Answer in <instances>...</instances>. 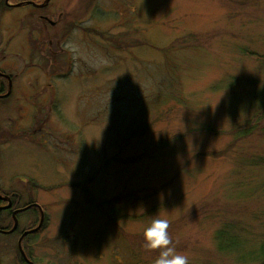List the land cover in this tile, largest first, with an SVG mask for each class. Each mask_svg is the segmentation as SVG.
Returning a JSON list of instances; mask_svg holds the SVG:
<instances>
[{
  "label": "rangeland",
  "instance_id": "374dc122",
  "mask_svg": "<svg viewBox=\"0 0 264 264\" xmlns=\"http://www.w3.org/2000/svg\"><path fill=\"white\" fill-rule=\"evenodd\" d=\"M0 69L35 101L0 115V178L46 209L39 264H155V218L189 264H238L220 228L264 241V0L13 5Z\"/></svg>",
  "mask_w": 264,
  "mask_h": 264
},
{
  "label": "flooded vegetation",
  "instance_id": "af4514ba",
  "mask_svg": "<svg viewBox=\"0 0 264 264\" xmlns=\"http://www.w3.org/2000/svg\"><path fill=\"white\" fill-rule=\"evenodd\" d=\"M35 16L44 25L47 24L52 28H55L58 23L64 21L63 17H60L57 21H51L47 15L41 13ZM70 27H72V24L64 21L60 31L68 32ZM14 81L15 79L12 75L6 74L0 69V115L12 109L14 110V106L22 107L21 100L29 102L31 106L35 102L30 99L32 96H27L28 94L25 95L24 92L16 96V98L13 95L12 87ZM5 129L0 124V148L5 142L3 138L6 132ZM38 130L41 131L40 126L37 129L35 128L32 134L36 135ZM8 134L11 133L9 132ZM11 179L5 180L0 178V234L8 237L3 241L10 242V240H13L15 242L14 247H12L15 252L13 264H39V261L33 254L34 245L32 246V244L37 237L42 235L43 229L48 224L46 209L29 194L30 189L28 187L17 190L15 188L17 185ZM19 242L22 251H20Z\"/></svg>",
  "mask_w": 264,
  "mask_h": 264
},
{
  "label": "trees",
  "instance_id": "16d2710c",
  "mask_svg": "<svg viewBox=\"0 0 264 264\" xmlns=\"http://www.w3.org/2000/svg\"><path fill=\"white\" fill-rule=\"evenodd\" d=\"M43 1L44 0H14V4L20 2H33L40 4ZM9 7L11 6H7L5 0H0V10L3 8L8 9ZM262 105L261 109L264 111V104ZM34 186L36 187V185L32 183L30 184V188ZM230 230V227H227V229L220 228L216 231L215 243L218 252L235 255L238 264H264V241L258 243L255 247L248 249L243 238L234 234Z\"/></svg>",
  "mask_w": 264,
  "mask_h": 264
},
{
  "label": "clouds",
  "instance_id": "9594fccd",
  "mask_svg": "<svg viewBox=\"0 0 264 264\" xmlns=\"http://www.w3.org/2000/svg\"><path fill=\"white\" fill-rule=\"evenodd\" d=\"M169 221L163 218L152 219L143 229V238L149 249H160L155 264H189L186 255L176 251L168 233Z\"/></svg>",
  "mask_w": 264,
  "mask_h": 264
},
{
  "label": "water",
  "instance_id": "95a60500",
  "mask_svg": "<svg viewBox=\"0 0 264 264\" xmlns=\"http://www.w3.org/2000/svg\"><path fill=\"white\" fill-rule=\"evenodd\" d=\"M8 0H6V2H7ZM48 1L49 0H45L44 1V3L43 4H35V3H31L32 5H34V6H37V7H43V6H45L47 3H48ZM8 4V3H7ZM23 4H25V3H17L15 6H20V5H23ZM31 231H33V230H31ZM19 248H20V245H19ZM20 251H22L21 250V248H20Z\"/></svg>",
  "mask_w": 264,
  "mask_h": 264
}]
</instances>
